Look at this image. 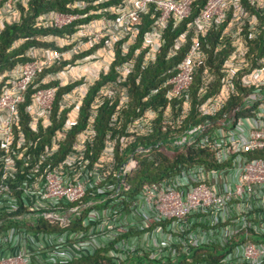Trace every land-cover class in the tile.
<instances>
[{
    "label": "built area",
    "instance_id": "built-area-1",
    "mask_svg": "<svg viewBox=\"0 0 264 264\" xmlns=\"http://www.w3.org/2000/svg\"><path fill=\"white\" fill-rule=\"evenodd\" d=\"M28 1L0 0V34ZM66 8L0 75V264H264V0Z\"/></svg>",
    "mask_w": 264,
    "mask_h": 264
},
{
    "label": "trees",
    "instance_id": "trees-1",
    "mask_svg": "<svg viewBox=\"0 0 264 264\" xmlns=\"http://www.w3.org/2000/svg\"><path fill=\"white\" fill-rule=\"evenodd\" d=\"M74 1L92 2L94 0H29L25 8H22L20 6V23L18 25L6 26L0 34V75L6 71L12 70L17 64L28 61V58L25 55L26 52L32 47H47L44 42L40 41L42 37H45L49 34L57 35L60 37L64 36V33H67L68 30H57L50 27H43L40 24L39 19L42 16H45L52 12H75L72 9L66 8L67 4ZM197 13L198 9H195L193 12V17L196 16ZM180 31H182V26L179 28V31H177V33H179ZM167 36L168 42L171 41L170 39L173 38V35L168 32ZM16 41H21V43L19 44V46L12 49V45ZM165 50L166 48L163 50L161 58L159 59L156 67L154 69L152 68L151 71H146L143 73L140 84L141 89L139 88L140 86H133V90H131V93L134 97H139L140 95H142L148 89V87H154L156 85V75L164 70L167 66H169V63L165 62L162 59ZM113 73L114 68L112 67L110 73H108L106 77H101V79L99 80L101 81V83H104L107 80H112L114 76ZM132 80L133 79H131V81ZM104 122L105 115H103L98 121V123L101 125V129L104 126ZM160 133V130L158 129V127H156L154 136H158V139H162L160 137ZM168 134L169 133H167L166 136H168ZM187 156H191V153H187ZM155 162H158L159 164L155 165ZM167 164L168 159L164 157L163 159L162 157H157L149 161L142 160L135 173L129 178V185H138L145 180H155L158 175L163 172L161 167L168 168Z\"/></svg>",
    "mask_w": 264,
    "mask_h": 264
},
{
    "label": "rangeland",
    "instance_id": "rangeland-1",
    "mask_svg": "<svg viewBox=\"0 0 264 264\" xmlns=\"http://www.w3.org/2000/svg\"><path fill=\"white\" fill-rule=\"evenodd\" d=\"M44 39H45V40H48V39H49V36H45ZM45 44H46L47 47H48V46H51V45H49L48 43H45Z\"/></svg>",
    "mask_w": 264,
    "mask_h": 264
}]
</instances>
